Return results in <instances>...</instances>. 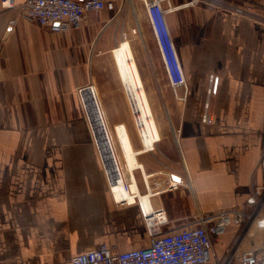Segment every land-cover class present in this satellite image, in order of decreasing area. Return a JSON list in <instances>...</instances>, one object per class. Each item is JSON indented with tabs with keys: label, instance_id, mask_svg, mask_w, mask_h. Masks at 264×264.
Wrapping results in <instances>:
<instances>
[{
	"label": "crops",
	"instance_id": "1",
	"mask_svg": "<svg viewBox=\"0 0 264 264\" xmlns=\"http://www.w3.org/2000/svg\"><path fill=\"white\" fill-rule=\"evenodd\" d=\"M228 1L255 3L264 17V0ZM24 2L15 0L11 9L0 5V264H70L73 257L102 245L118 252L148 246L139 205L121 204L111 192L88 97L79 94L91 86L116 140L117 128L124 125L140 152L117 64L91 66L86 51L91 32L42 28L23 17ZM115 5L116 0H107L106 8ZM96 14L88 13L85 24ZM168 23L187 85L179 98L168 85L152 30L146 36L147 52L136 37L128 41L152 109L160 116L148 90L151 68L176 126V146L170 142L165 155L152 154L155 149L137 155L142 167L135 170V181L143 196V176H149L153 208L164 209L172 228H182L241 208L252 185L264 182L259 167L264 151V23L206 5L181 8L168 16ZM205 111L211 124L202 120ZM174 176L180 186L170 190ZM242 234L232 223L214 243L215 258L209 264L223 261ZM263 237L264 231L251 229L236 258L259 247Z\"/></svg>",
	"mask_w": 264,
	"mask_h": 264
},
{
	"label": "built area",
	"instance_id": "2",
	"mask_svg": "<svg viewBox=\"0 0 264 264\" xmlns=\"http://www.w3.org/2000/svg\"><path fill=\"white\" fill-rule=\"evenodd\" d=\"M140 1L147 14L168 81L177 98L179 92L186 91L187 85L168 23V16L171 13L181 8L206 5L217 11L264 23V17L259 13V7L255 3L237 5L228 0H185L181 5L173 6L171 0ZM0 5L3 9H11L15 6V0H0ZM106 6L107 0H25L21 12L28 21L42 28H48L51 32L61 33L79 29L86 21L88 13H99ZM14 24L15 22H12L10 28ZM212 82L213 77H211ZM88 88L90 89L91 86ZM83 91L85 89L79 90L81 98ZM208 94H212V89ZM180 99L184 100L185 97L181 96ZM86 117L88 118L87 113ZM202 120L207 124L212 123V117L206 111ZM101 157L108 173L111 192L115 195L114 187L118 183L116 180L120 174L112 175L111 171L110 174L102 153ZM259 167L264 177V151L261 154ZM143 179L146 193L142 195L147 196L151 191L149 176ZM131 185L126 184L124 191L131 193L134 199L132 203H137L140 207L150 240L149 245L125 252H118L111 246L102 245L73 257L70 264H209L215 258L214 243L227 233L232 223L240 226L243 234L228 250L223 261L215 264H264V237L259 247L246 249L240 253L239 258H236L239 245L244 236L250 234L251 229L264 231V226L260 225L264 220V182L260 185H252L251 197L241 208L219 212L208 219L187 222L182 228H172L162 208H153L151 214L147 215L141 205L139 193L129 190ZM179 186V182L172 181L168 184V189H178ZM117 201L121 204H132L127 200Z\"/></svg>",
	"mask_w": 264,
	"mask_h": 264
},
{
	"label": "bare ground",
	"instance_id": "3",
	"mask_svg": "<svg viewBox=\"0 0 264 264\" xmlns=\"http://www.w3.org/2000/svg\"><path fill=\"white\" fill-rule=\"evenodd\" d=\"M128 2L133 6L132 0H128ZM134 15L138 21V16L135 11ZM138 29L140 31L141 26ZM114 58L120 74L125 82L126 91L129 95L132 113L142 143L141 151H153L155 146L162 140L161 131L159 129L160 127L158 122L155 119V113H153L151 102L149 101L139 79L135 63L133 62V54L128 46V42L122 43L114 50ZM89 91L90 94H86V91H83L82 95L88 97L86 100V106L88 109L90 122L95 133L96 141L100 144V147L103 146L101 148L103 154L108 155L112 159V165H110L113 167H111L110 170H112L114 174H120V177H118L116 180L118 183H116L114 187L116 192L115 195L117 200H127L128 202L132 203L134 200L133 196L131 193L124 191V187L126 184H132L129 190L139 193L138 185L135 181V170L142 167L137 157L141 151H136L133 148L131 138L126 127L124 125L119 126L117 128L116 135L121 148L120 150L124 159V164L127 168V173L129 174V179L132 180L127 183L128 178L126 177L122 161L115 146L113 134L111 133L106 119L102 113L97 92H94L92 88H90ZM176 140H178L177 137ZM151 195H154L152 191H150V194L147 196H141L140 193L138 194V196L141 198L143 210L147 213V215L151 214V210L153 209L150 200Z\"/></svg>",
	"mask_w": 264,
	"mask_h": 264
},
{
	"label": "rangeland",
	"instance_id": "4",
	"mask_svg": "<svg viewBox=\"0 0 264 264\" xmlns=\"http://www.w3.org/2000/svg\"><path fill=\"white\" fill-rule=\"evenodd\" d=\"M132 4L133 6L128 2V0H116V5H115L116 7H114L112 10L106 8L102 12L97 13L96 15H94V18L88 21L87 24H85L86 23L85 21L82 24V26L79 28L80 31L91 32L93 35L91 40L92 42L88 44V47L86 49V51H88V54L91 55L90 57L91 66L94 64V62H97L100 66H103L104 68H111L112 65L109 64V62H111L112 64L116 63L114 58V50L122 43L128 41L130 42V40H132L133 37H136V40L142 46V49L147 52L148 41L146 36L151 31V26L149 22L145 19L143 12V10L145 9L141 1L132 0ZM134 11L138 16V21L135 18ZM140 26H141L140 30H142L141 34L143 35V39L138 29L140 28ZM115 67H117V65H115ZM150 73L152 74V77H150L149 79L148 90L154 102L155 108L157 112L160 114L159 116L152 109L153 113H155V119L160 127L159 129L161 131V138H162V140L155 146V150L151 153L152 154L157 153L159 155L160 153L162 154L163 152L165 155L164 148L166 146H170V142L173 141L176 146V141H175L176 126L174 125L171 119L170 112L168 113L169 109L167 107L166 101L164 100L163 96H161L160 87L158 86V82L154 77V72L152 68L150 70ZM168 85L170 87V90L174 94L169 81H168ZM131 114H132V110H131ZM128 118L130 123L132 122V118L134 121L133 114L131 118L130 114L128 113ZM134 126L136 128L138 138L140 139L138 133L139 131L137 129V125L135 124V121H134ZM112 134L114 136V141L116 144L118 154L122 161L123 169L127 176L129 174L127 173V168L125 167L124 159L121 154L119 144L117 143L118 141L116 140L115 133L112 132ZM180 164H182V162H180ZM178 168L180 169V174L185 176V168L183 164L180 165ZM140 177L142 178L141 175Z\"/></svg>",
	"mask_w": 264,
	"mask_h": 264
},
{
	"label": "water",
	"instance_id": "5",
	"mask_svg": "<svg viewBox=\"0 0 264 264\" xmlns=\"http://www.w3.org/2000/svg\"><path fill=\"white\" fill-rule=\"evenodd\" d=\"M77 1H81V0H77ZM85 91H86V94H90V91H89V88L88 87H86L85 88ZM92 112V111H91ZM91 114V113H90ZM105 144V143H104ZM102 145V144H101ZM103 146H101V148H102ZM104 151V150H103ZM105 155V154H104ZM104 159H105V161H106V163L108 164L109 163V161H110V163L107 165V166H109L108 168L110 169L111 167H113V166H111L112 165V159H111V157H109L108 155H105L104 156ZM111 164V165H110ZM111 171V170H110ZM112 172V171H111ZM175 181H179V178H177L176 176H174V178H173ZM260 225L261 226H264V220L263 221H261L260 222Z\"/></svg>",
	"mask_w": 264,
	"mask_h": 264
}]
</instances>
